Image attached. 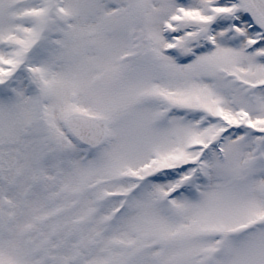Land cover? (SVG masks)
<instances>
[{
    "label": "snow or ice",
    "instance_id": "6c2138e0",
    "mask_svg": "<svg viewBox=\"0 0 264 264\" xmlns=\"http://www.w3.org/2000/svg\"><path fill=\"white\" fill-rule=\"evenodd\" d=\"M0 264H264V0H0Z\"/></svg>",
    "mask_w": 264,
    "mask_h": 264
}]
</instances>
